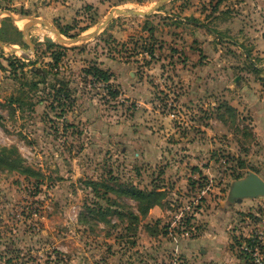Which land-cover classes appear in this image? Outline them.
I'll use <instances>...</instances> for the list:
<instances>
[{
	"label": "rangeland",
	"instance_id": "obj_1",
	"mask_svg": "<svg viewBox=\"0 0 264 264\" xmlns=\"http://www.w3.org/2000/svg\"><path fill=\"white\" fill-rule=\"evenodd\" d=\"M159 1L0 0V149L30 172L0 161V264L264 256V196L229 195L264 180V0H170L88 37ZM131 188L161 205L141 216Z\"/></svg>",
	"mask_w": 264,
	"mask_h": 264
},
{
	"label": "trees",
	"instance_id": "obj_2",
	"mask_svg": "<svg viewBox=\"0 0 264 264\" xmlns=\"http://www.w3.org/2000/svg\"><path fill=\"white\" fill-rule=\"evenodd\" d=\"M16 34L21 35V32L16 29ZM65 32H63L64 34ZM0 42L5 43L4 38L0 36ZM48 45H51V42H47ZM149 55H151V51L149 52ZM86 74L95 78L96 80H100L103 82H108L110 80V74H107L106 72H103L99 68L95 66H91L88 70H86ZM42 76V75H41ZM110 94L113 97H116L118 95L117 91H110ZM227 109L232 110L229 106H226ZM0 155L3 156V159L0 158V161H3V165L7 166L10 169H14L15 167H19V171H22L23 173H30L28 172L27 168H24L21 164L22 159L16 154L15 151L12 149L7 148H1L0 149ZM90 183L91 185L95 186L94 183ZM95 188V187H94ZM108 189V188H107ZM96 191V188H95ZM128 195L134 199L138 203V211L141 216H144L147 214L148 210H150L154 206H160L161 200L163 199V194L161 192L155 191V190H139L137 188H131V190L128 191ZM90 212H97L100 215V220L105 222V215L106 213L102 211V208L99 207L97 210L94 209H88ZM102 217V218H101ZM131 219L134 221L137 220V217L134 215H131ZM239 244V243H238ZM245 256V254L243 253ZM246 258V256H245ZM247 259V258H246Z\"/></svg>",
	"mask_w": 264,
	"mask_h": 264
},
{
	"label": "water",
	"instance_id": "obj_3",
	"mask_svg": "<svg viewBox=\"0 0 264 264\" xmlns=\"http://www.w3.org/2000/svg\"><path fill=\"white\" fill-rule=\"evenodd\" d=\"M168 1L170 0H160L157 4H155V6H153L150 10L145 11V12L138 11V10H123V9L116 8L110 12L107 19L104 22H102V24L97 26V29L95 30V32L90 34L88 37H92L93 35H95L101 29V27L105 26L109 21H111L113 19L114 14L123 15V16L146 17L152 12L158 10V8L162 4ZM37 23H41V22L37 20H32L31 22L23 26L22 31L24 32L28 27L34 24H37ZM45 39L47 42L52 41L51 38H48V37H46ZM80 39L81 38L75 39L72 42H76L77 40H80ZM58 40L60 42H63V40H61L60 38H58ZM25 42H28V41L25 40ZM0 45L2 44L0 43ZM229 195L231 198L235 199L236 202H240L242 199H256L258 197H263L264 196V180L257 174L253 172H249L244 178H241L232 184Z\"/></svg>",
	"mask_w": 264,
	"mask_h": 264
},
{
	"label": "built area",
	"instance_id": "obj_4",
	"mask_svg": "<svg viewBox=\"0 0 264 264\" xmlns=\"http://www.w3.org/2000/svg\"><path fill=\"white\" fill-rule=\"evenodd\" d=\"M241 249L250 264H264V256L259 238L247 240Z\"/></svg>",
	"mask_w": 264,
	"mask_h": 264
}]
</instances>
